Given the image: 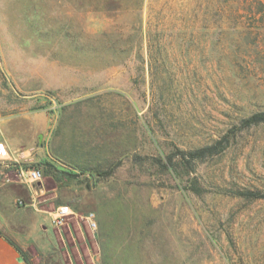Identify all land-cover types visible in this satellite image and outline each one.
<instances>
[{
    "label": "rangeland",
    "instance_id": "rangeland-1",
    "mask_svg": "<svg viewBox=\"0 0 264 264\" xmlns=\"http://www.w3.org/2000/svg\"><path fill=\"white\" fill-rule=\"evenodd\" d=\"M0 113L42 117L45 264H264V0H0Z\"/></svg>",
    "mask_w": 264,
    "mask_h": 264
},
{
    "label": "crops",
    "instance_id": "crops-1",
    "mask_svg": "<svg viewBox=\"0 0 264 264\" xmlns=\"http://www.w3.org/2000/svg\"><path fill=\"white\" fill-rule=\"evenodd\" d=\"M41 120L38 114L0 113V144L10 155L0 160V264H31L27 252L32 249L41 259L39 264H45L50 251L56 252V262L62 261L57 254L59 236L56 244L32 236L45 221L44 216L53 215L41 209L38 202L42 188L26 184L21 177L24 169L37 162L33 145L36 133L43 130L35 127Z\"/></svg>",
    "mask_w": 264,
    "mask_h": 264
},
{
    "label": "trees",
    "instance_id": "trees-1",
    "mask_svg": "<svg viewBox=\"0 0 264 264\" xmlns=\"http://www.w3.org/2000/svg\"><path fill=\"white\" fill-rule=\"evenodd\" d=\"M261 123H264V113L254 114L248 117L247 119H244L242 121L241 128L246 129L259 125ZM227 143H228V136H224L222 139H220L211 146L199 148L193 151H187V152L183 151L180 152V155L182 160L186 164L188 165L195 164L197 161H201L206 158H210L215 155H218L219 153L225 150ZM173 159H174L173 155L168 157L169 164L171 165L173 164ZM243 195L254 199H264V195L260 193L248 192V193H243Z\"/></svg>",
    "mask_w": 264,
    "mask_h": 264
},
{
    "label": "built area",
    "instance_id": "built-area-1",
    "mask_svg": "<svg viewBox=\"0 0 264 264\" xmlns=\"http://www.w3.org/2000/svg\"><path fill=\"white\" fill-rule=\"evenodd\" d=\"M9 151L3 144H0V160H5L9 158ZM21 177L23 178L24 182L29 185H33L43 181V171L39 168H28L24 169L21 172ZM71 214L69 207H61L55 213L54 222L57 227H62L65 225V221L67 217ZM90 227L93 231H97L98 225L94 221L93 215L88 217Z\"/></svg>",
    "mask_w": 264,
    "mask_h": 264
}]
</instances>
